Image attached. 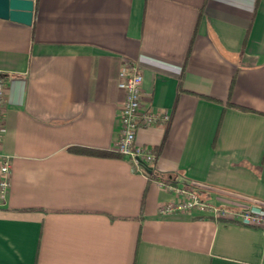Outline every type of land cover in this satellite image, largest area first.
I'll use <instances>...</instances> for the list:
<instances>
[{"label": "crops", "instance_id": "obj_1", "mask_svg": "<svg viewBox=\"0 0 264 264\" xmlns=\"http://www.w3.org/2000/svg\"><path fill=\"white\" fill-rule=\"evenodd\" d=\"M125 60L171 115L137 130L149 166L69 149H115ZM0 75V264H264V228L160 211L162 181L264 203V0H35L30 25L0 17Z\"/></svg>", "mask_w": 264, "mask_h": 264}, {"label": "built area", "instance_id": "obj_2", "mask_svg": "<svg viewBox=\"0 0 264 264\" xmlns=\"http://www.w3.org/2000/svg\"><path fill=\"white\" fill-rule=\"evenodd\" d=\"M119 88L124 93L123 104L120 109V135L115 150L123 155L132 157L136 164L149 166L157 158V153L149 146L137 143V130L154 124L160 119L168 120L169 113L143 110L142 88L144 75L140 72L137 63L125 60L120 69ZM6 92V79L0 75V197H5L11 186L12 160L1 151V138L4 123V97ZM174 193V197L160 205L162 213H171L182 210L198 211L236 219L240 223L264 228V203L255 202L234 208L223 206L202 197L190 183L161 182Z\"/></svg>", "mask_w": 264, "mask_h": 264}, {"label": "water", "instance_id": "obj_3", "mask_svg": "<svg viewBox=\"0 0 264 264\" xmlns=\"http://www.w3.org/2000/svg\"><path fill=\"white\" fill-rule=\"evenodd\" d=\"M35 0H0V17L32 24Z\"/></svg>", "mask_w": 264, "mask_h": 264}, {"label": "trees", "instance_id": "obj_4", "mask_svg": "<svg viewBox=\"0 0 264 264\" xmlns=\"http://www.w3.org/2000/svg\"><path fill=\"white\" fill-rule=\"evenodd\" d=\"M257 1H259V0H257ZM229 104L236 106V107H239L241 109L252 110V108L247 107L245 105L238 104V103L229 102ZM170 118H171V115H170ZM170 118L166 121L168 126H169V123L171 120ZM220 126H221V122L219 124L218 129L220 128ZM162 144H163V142L159 145L158 150H160L162 148ZM69 149L74 150V151H78V152H82V153H88V154L112 155V156H122L123 155L120 152L116 151L115 149H99V148H95V147H87V146H80V145L69 146ZM155 151L158 152L156 149H155ZM151 173H153V172H151ZM154 173L159 175L157 172H154Z\"/></svg>", "mask_w": 264, "mask_h": 264}]
</instances>
